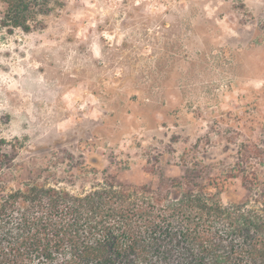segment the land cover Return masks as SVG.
<instances>
[{"label":"rangeland","instance_id":"obj_1","mask_svg":"<svg viewBox=\"0 0 264 264\" xmlns=\"http://www.w3.org/2000/svg\"><path fill=\"white\" fill-rule=\"evenodd\" d=\"M39 19L0 27L8 186L157 187L199 163L226 204L264 191V0H57Z\"/></svg>","mask_w":264,"mask_h":264},{"label":"trees","instance_id":"obj_2","mask_svg":"<svg viewBox=\"0 0 264 264\" xmlns=\"http://www.w3.org/2000/svg\"><path fill=\"white\" fill-rule=\"evenodd\" d=\"M0 1L6 4L0 27L9 33L42 25L39 17L57 2ZM5 142L0 139V264H264V191L226 204L223 183L199 163L157 187L107 172L76 192L19 179V186H8L5 169L15 159ZM243 149L245 163L254 153L248 144ZM245 168L238 164L228 176L241 174L246 187L260 188Z\"/></svg>","mask_w":264,"mask_h":264}]
</instances>
